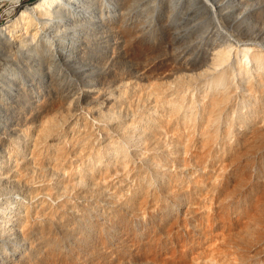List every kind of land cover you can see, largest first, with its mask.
I'll return each mask as SVG.
<instances>
[{"label":"bare ground","instance_id":"obj_1","mask_svg":"<svg viewBox=\"0 0 264 264\" xmlns=\"http://www.w3.org/2000/svg\"><path fill=\"white\" fill-rule=\"evenodd\" d=\"M81 1L98 9V16L92 11L84 13ZM135 1L117 0V8L111 6L109 9L108 0H36L26 6L27 10L0 26V70L14 54H7L6 50L12 51L31 42L34 49L38 47L47 68L50 97H55L35 102L33 113L20 118V134L31 142L30 162L53 170L70 166L69 172L74 177H85L88 182H95L99 177L106 178L111 173V167L122 170L126 175L120 186L126 188L121 198L123 207L127 210L139 209L144 213L151 209V205L157 208L149 213L153 222L146 228L148 235H179L189 231L187 227L183 229L182 219L185 218L182 207L188 209L187 206L195 205L196 208L208 206L211 228L217 226L221 233L227 231L230 237L234 236L235 230L244 231L253 222L263 221L264 139L259 137V133L264 130L261 126L264 105L263 108L258 106L264 94L252 96L248 102L250 117L242 118L240 126L236 127L234 119L226 112L233 105L234 93L233 78L227 70L204 67L186 57L194 39H186L189 32L183 26V20L177 24L161 21L158 28H161L164 39L153 38L151 31L141 22L129 20L128 8ZM217 4L210 5L215 17L216 8L221 7ZM184 8V12L187 10L188 13L190 8ZM96 18L107 24L106 31L114 37L118 55L129 58L136 54L143 58L144 63L137 67L135 79L112 70L107 78L102 76V80L89 83L83 91L87 104L84 110L78 111L75 100L80 93L76 84L74 81L64 83L60 79L55 73L58 70L56 63L65 57V51L75 46L73 41L91 47V43L84 38L85 33L78 32L85 30L84 26H75L85 23V19L89 24L98 23ZM67 29H74L75 33ZM44 31L57 32L59 40L52 45L40 38ZM65 38H69L70 42ZM198 42L197 45H200L201 38ZM260 56L255 54L256 59ZM207 59L211 63L218 61L224 64L228 62L229 54L212 49ZM204 74L210 76L203 89L206 97L201 103L207 111L204 113L207 120L203 116L200 119L192 117L185 102L187 92L195 88L193 78ZM111 80L115 84L112 87ZM145 106L152 111L142 115L138 123L126 126L120 125V121L111 123L115 119L111 112L136 116V112ZM115 134L121 136L119 141L113 139ZM168 134L172 149L165 144L164 138ZM229 136L230 139H227ZM103 138L110 139V142L102 145ZM149 144L162 148L159 158L145 150ZM131 146L134 148L131 149ZM259 150H263L261 155H258ZM182 154L184 159L192 156L197 166L205 167L209 160L210 167L218 170L217 176L223 169L221 167L227 165H231L233 173L221 177L210 173L205 177L199 173V178H195L199 186L195 187L186 177L176 179L167 169L177 167ZM252 169L259 170V175L263 176L262 181L254 185V193L253 190H243L251 179ZM9 176L20 184L21 190L6 202L0 197V221L6 217L3 207L17 210L22 207L27 213L34 208L25 203V197L36 200L43 195L21 174L14 172ZM207 184L209 192L203 193ZM22 216L21 212H17L16 219L20 220ZM86 228L90 232L92 225L86 224ZM249 234L259 239L264 236V232L254 230L242 241L244 236L239 233L240 240L234 239L235 243H242V248H250L253 239ZM45 243L51 256L56 257L58 243L52 240ZM159 245L155 237L137 240L132 246V253L141 259L147 257V253H156Z\"/></svg>","mask_w":264,"mask_h":264},{"label":"rangeland","instance_id":"obj_2","mask_svg":"<svg viewBox=\"0 0 264 264\" xmlns=\"http://www.w3.org/2000/svg\"><path fill=\"white\" fill-rule=\"evenodd\" d=\"M35 1L0 0V26L6 25L8 20L27 10L26 6ZM208 2L136 0L128 8V15L130 13L129 20L141 22L151 31L153 38L159 39H164L161 28H158L161 21L177 24L183 20V26L189 32L186 39H194L186 57L204 67L225 68L233 78V105L226 112L234 119L235 126L239 127L242 118L250 117L248 109L251 106L248 102L252 96L264 94V0ZM214 2L221 6L216 8L217 17L210 8ZM82 3L84 13L92 11V14L98 16V9L88 2ZM108 4L109 9L111 6L117 8V0H108ZM184 6L190 8L188 13L187 10L184 12ZM86 20L75 27L84 26L85 30L78 32L85 33L84 38L91 43V47L73 41L75 46L65 51V57L57 61L58 70L55 72L64 83L75 82L76 90L80 93L75 100L78 111L84 110L87 104L83 91L89 87V83L96 79L102 80V76L107 78L112 70L116 74L135 79L137 67L144 63L143 58L136 54L129 58L117 54L116 42L111 33L106 31V23L97 20L98 23L89 24ZM67 30L75 33L74 29ZM41 35L40 38L50 41L52 45L59 40L57 32L44 31ZM200 38L201 43L197 45ZM65 40L70 42L69 38ZM30 43L13 48V52L6 50L7 54L14 53V58L11 56L10 60L5 61L0 70V197L6 199V202L21 190L20 184L9 176L14 172L21 174L43 195L36 200L25 197V203L34 208L27 213L22 207L20 210L3 207L6 217L0 221V264H264V236L259 239L249 234L253 239L250 248H242V243L236 244L234 241L240 240L237 236L239 233L244 236V241L249 232H264V212L263 221L253 222L244 231L237 229L234 236L230 237L227 231L221 233L219 227L209 226L208 206L196 208L195 205H189L188 209L183 206L185 220L182 219V225L183 229L187 227L189 231L179 235H148L146 228L153 222L149 219V213L157 208L151 205V209L144 213L139 209L127 210L123 207L121 198L126 188L120 186L126 175L122 170L111 167V173L106 178L99 177L95 182H88L85 177H74L69 172L70 166L53 170L33 165L30 162V139L23 137L19 131L22 127L20 118L33 113L35 102L55 97H50L48 71L39 55V49H34ZM212 49L228 53V62L211 63L207 58ZM255 54L261 55L259 59L255 58ZM209 77L204 74L193 78L195 88L187 92L185 98L192 117L196 116V119L201 116L206 119L204 113L207 111L201 103L206 97L203 89ZM114 85V80H111L110 87ZM263 105L264 97L258 107L263 108ZM151 111L145 106L136 112V116L111 112L115 118L111 123L120 121L122 126L138 123L142 115ZM261 126L264 128V120ZM198 129L200 132L201 128ZM98 135L102 136V133L98 132ZM259 137L264 139V130H261ZM120 138L119 134L113 136L118 141ZM164 139L167 148L172 149L169 134ZM107 141L110 142V139L103 138L100 143L105 145ZM145 150L159 158L162 148L149 144ZM262 152L259 150L258 155ZM183 155L177 167L167 168L176 179L186 177L197 187L199 185L195 183V178H199V173L205 177L209 173L217 176L218 170L210 167L209 160L205 167L197 166L192 156L184 159ZM221 168L217 177L232 175L231 165ZM256 169H252L251 179L243 186V190H253L254 193V185L262 181L263 176ZM230 180L234 182V179ZM151 188L154 189V185ZM202 191L209 192V185H205ZM17 212L23 214L20 220L16 219ZM86 224L92 225L90 232ZM151 237L160 242L157 252L147 253V257L139 259L132 253L133 244L137 240ZM46 240L58 243L56 257H52L47 250Z\"/></svg>","mask_w":264,"mask_h":264}]
</instances>
